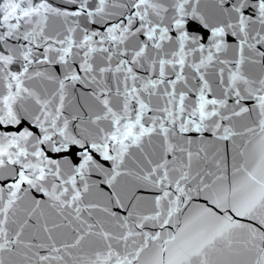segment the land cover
Wrapping results in <instances>:
<instances>
[{"label":"snow or ice","instance_id":"snow-or-ice-1","mask_svg":"<svg viewBox=\"0 0 264 264\" xmlns=\"http://www.w3.org/2000/svg\"><path fill=\"white\" fill-rule=\"evenodd\" d=\"M0 264H264V0H0Z\"/></svg>","mask_w":264,"mask_h":264}]
</instances>
